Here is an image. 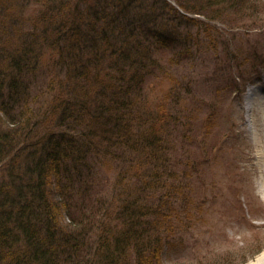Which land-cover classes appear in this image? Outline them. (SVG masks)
<instances>
[{
    "label": "rangeland",
    "instance_id": "obj_1",
    "mask_svg": "<svg viewBox=\"0 0 264 264\" xmlns=\"http://www.w3.org/2000/svg\"><path fill=\"white\" fill-rule=\"evenodd\" d=\"M52 1L45 0V4ZM130 1L134 2L130 12L137 13V0ZM141 1L144 8L140 13H147V21L153 12L159 13L158 29L172 32L176 44L175 49L155 51L154 61L149 66L153 74L143 79L139 103L134 107L143 109L149 131L151 127L158 130L160 127L164 133L159 130V135L165 138L162 157L158 156L162 169L158 171H161L159 174L165 172L164 180L169 188L157 189L154 199H146L149 206L159 207L160 219L164 220L162 227L150 230L157 241L150 247V251L157 252L156 257L152 255L153 262L264 264V218L257 216L264 211V201L255 174L253 116L248 112L252 100L250 93L255 91L258 96H264V0ZM43 2L23 0L20 6L14 5L11 9L0 4V73L7 75L12 70L2 59L3 49L10 51L19 45L25 36L22 32L39 34L47 28L46 22L39 17L45 10ZM145 2L148 3L147 11ZM183 8L191 12L186 13ZM184 13L191 20L182 18ZM48 29L50 31L51 27ZM51 53L52 45L46 42L34 62L29 64L32 73L36 70L31 64H37L36 69L40 65L37 70L40 74H35V85L39 89H30L27 101L22 98L21 103L27 104V108L21 117L28 121L44 119L39 134L49 130L47 125H50V131L57 136L63 128L48 122L50 105L64 100L58 85L75 84V81L67 80L62 67L53 65V60L49 59ZM106 66L103 61L98 70L104 71ZM57 73L61 76L54 79ZM89 75L93 80L86 82L85 89L92 93L97 89L94 80L98 74L92 68ZM9 79L7 77L0 85L2 103L14 99L7 94ZM163 110L167 111V116L159 114ZM8 116L0 113V133L7 140L13 139L10 142L16 148L29 128L24 123L13 128L15 133L3 134L8 129L5 121ZM37 134L38 131L26 137L29 145L34 143ZM149 153L146 164L154 165L155 157L152 151ZM11 157H1L0 199L4 206L0 207V212L18 208L10 204L19 200L16 192L24 186L18 177L21 163L17 166L10 163ZM99 165L94 169L91 185L95 191H100L99 197L115 192L117 203L121 205L123 200L130 198L127 196L129 189L137 182L128 181V187L126 184L122 188L117 184V177L123 166L117 161L111 166ZM47 185H50L48 199L57 202L55 185ZM72 196L75 202V197H81L77 192ZM140 198L145 201L144 195ZM57 221L61 227L69 224L68 218L62 215ZM150 251L146 256L152 254ZM78 252H65L64 255L73 258ZM78 255L86 254L80 252ZM137 257L128 253L124 264Z\"/></svg>",
    "mask_w": 264,
    "mask_h": 264
},
{
    "label": "trees",
    "instance_id": "obj_2",
    "mask_svg": "<svg viewBox=\"0 0 264 264\" xmlns=\"http://www.w3.org/2000/svg\"><path fill=\"white\" fill-rule=\"evenodd\" d=\"M42 1L45 10L39 17L47 28L39 34L22 32L25 36L21 43L11 52H2L4 63H9L12 70L9 76L0 73V85L9 77L7 94L14 97L8 103L0 102V113L9 115L5 118L8 129L3 134L9 135L24 123L29 129L16 148L0 133V165L2 156L12 155L10 163H21L18 177L24 183L16 192L19 200L10 204L18 208L0 212V264H124L128 253L139 257L127 264H158L152 257L157 252L150 251L157 243L150 230L162 227L164 220L160 219L159 207L149 206L146 199H154L157 189L169 188L165 172L158 171L162 169L158 156L162 157L165 138L159 135L163 132L160 127V131L154 127L149 131L143 109L134 107L139 103L143 79L153 74L149 66L155 51L175 49L174 34L158 29L159 13L153 12V6L152 20L147 21V13H140L144 8L141 0L136 1L137 13L130 12L134 3L130 0ZM22 2L0 0L8 9ZM148 9L145 2V11ZM46 42L52 45L49 59L53 65L62 67L67 80L75 81L58 85L64 100L50 105L48 122L63 128L57 136L50 125L49 130L39 134L44 119L29 116L28 121L21 117L27 108L22 98L30 96V89H39L35 74L40 65L36 69L37 64H31L36 70L32 73L29 64ZM103 61L107 69L99 71ZM92 68L98 74L94 80L97 89L89 93L85 85L93 80L89 75ZM59 75L53 78L59 79ZM166 112L159 114L167 116ZM37 131L36 140L29 145L26 137ZM150 151L157 164H146ZM116 161L124 168L117 177L118 186L137 182L129 189L127 196L131 199L123 200L121 205L117 203L118 194L99 197L100 191L91 185L97 165L111 166ZM48 183L55 185L57 202L47 197ZM74 192L81 196L75 197L77 202L72 198ZM140 195L145 196L144 202ZM60 215L68 218V225L59 226ZM72 251L79 252L73 258L64 255ZM148 251L150 256H146ZM80 252L86 255H78Z\"/></svg>",
    "mask_w": 264,
    "mask_h": 264
},
{
    "label": "bare ground",
    "instance_id": "obj_3",
    "mask_svg": "<svg viewBox=\"0 0 264 264\" xmlns=\"http://www.w3.org/2000/svg\"><path fill=\"white\" fill-rule=\"evenodd\" d=\"M250 95L252 100L250 102L251 105L249 106L250 108L248 109V112L253 116V127L251 128H254L252 130V135L255 137L254 149L256 151L255 158L257 160V164L255 165V174L259 189L263 194L264 201V96H258L255 91H252ZM255 105H260L261 108L255 109ZM257 216L264 218V211L259 212V215L257 214Z\"/></svg>",
    "mask_w": 264,
    "mask_h": 264
}]
</instances>
